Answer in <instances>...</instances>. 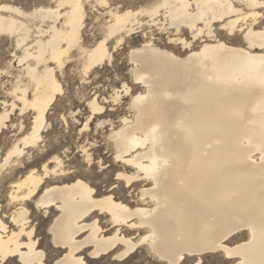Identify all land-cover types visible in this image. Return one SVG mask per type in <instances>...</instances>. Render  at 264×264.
Instances as JSON below:
<instances>
[{"label": "bare ground", "instance_id": "bare-ground-1", "mask_svg": "<svg viewBox=\"0 0 264 264\" xmlns=\"http://www.w3.org/2000/svg\"><path fill=\"white\" fill-rule=\"evenodd\" d=\"M85 1L63 0L71 6L47 27L35 24L38 31H30L26 20L0 13V33L18 34L15 43L23 51L17 64L21 67L19 60H24L25 74L9 90L19 89L23 101L16 110L11 97L4 101L10 115L0 121V131L12 123L17 111L32 113L28 126L17 122L18 132L0 156V215L10 228L8 235L0 234V243L7 249L12 232H32L35 238L27 253L28 264H46L55 255L49 251L50 239L59 235L60 249H68L64 264H75L76 253L83 251L80 245L93 253L89 261L109 257L117 232L122 240L154 233L161 259L171 245L210 246L215 238L231 232L233 243L228 247L236 250L240 245L231 257L232 264H264V21L253 22L250 12L233 9L230 0L219 7L215 5L223 0H201L204 7L196 10L187 6L193 0H166L172 7L159 10L154 17L137 15L139 9L130 8L124 12L132 15L124 17V12H114L113 7L99 14L107 18L102 36L85 45ZM143 16L159 32L168 33V41L160 43L152 32L144 34L140 43L129 45L130 83L123 81L110 98L116 104L121 93L128 96L130 115L119 116V125L114 127L110 119H103L106 111L95 114L96 124L110 122L107 153L113 161L121 156L123 175L128 178L124 186L134 192L135 199L119 193V198L109 201L105 189H97L99 181L45 177L43 166L53 157L67 160L75 156L64 155L72 145L47 141L44 136L53 104L63 91L57 71L73 58L84 75L110 64L113 52L143 26ZM220 16L226 19L221 22ZM244 28L251 31L241 35ZM183 30L189 31L190 39L182 35ZM197 40L200 44L196 46ZM184 43L191 47L186 49ZM102 100L99 107L105 108L108 98ZM4 115L0 110V116ZM85 119L90 121L93 116ZM90 132L91 143L97 147L96 128ZM144 168L155 169L151 180L145 178ZM84 172L90 174L88 169ZM30 192L38 195L24 200ZM40 213L45 214L42 223L49 220L44 231L36 223ZM93 220L101 221L98 228H93ZM113 221L120 222L115 224L117 232L107 228ZM81 224L89 229L90 239H71ZM17 240L22 245L29 243L19 235ZM113 256L118 258L117 253Z\"/></svg>", "mask_w": 264, "mask_h": 264}, {"label": "snow or ice", "instance_id": "snow-or-ice-1", "mask_svg": "<svg viewBox=\"0 0 264 264\" xmlns=\"http://www.w3.org/2000/svg\"><path fill=\"white\" fill-rule=\"evenodd\" d=\"M226 2H229V0H223V2L217 3L215 7L223 6ZM113 5H117V7L113 9L114 12H124V8L131 7L133 9H139L136 13L137 15H151L153 17L159 10H166L172 7L166 0L163 3H161L160 0H97L95 7L107 9L112 8ZM141 5H143V7H141ZM230 5L233 9H243L250 12L253 22L257 19L264 21V0H230ZM70 6L71 4L64 3L63 0H61L60 3H55V0H28L27 7L24 5V0H0V13L5 15L11 13L18 19L26 20L31 24L30 31H38L35 28V24L40 23L43 27H47L49 23L56 21L57 18L61 16V13L65 12ZM187 6H190L193 10L204 7L201 0H193V2L187 3ZM131 15L132 12H124V17ZM117 19L121 18L117 17ZM219 19L222 22L226 17L220 16ZM243 19L247 21L249 17L245 16ZM237 23L240 22L237 21ZM232 26L233 25H228L227 27ZM189 27L194 26L189 24ZM203 31L204 29L201 30V32ZM244 31L250 32L251 30L249 28H244L241 30V35ZM8 35V33H0V40H6ZM11 35L13 41H15L18 34L12 33ZM209 35L212 36L213 33L209 32ZM220 46L223 47V45ZM184 47L187 49L191 47V45L184 43ZM13 48L23 51L19 44L14 43ZM13 48H9L7 53L0 55V109L5 112L4 116H0V121L6 120L8 115H10L7 113L9 105L4 103L5 100L9 97L13 99L14 102L11 107L14 110H16V105L23 101V97L19 94V89L9 92L5 87L6 85L9 87L11 86V80L22 81L25 79L22 67L24 60H19L21 67L18 69L16 67L18 56L17 52L13 51ZM2 52L3 50L0 49V53ZM85 71H87V69H85ZM29 72H31V70H29ZM117 84H119V81H117ZM126 87L127 85H125V88ZM90 88V84L81 87L79 90H73L70 87L67 93H61V98L58 101L61 106H53L55 107V120L53 121L49 135L56 130V121H59L61 130L64 124L72 126L74 130L79 129L80 138L77 144L71 147V150L65 149L64 151V155L69 157H72L73 153H75L74 158L65 160L60 156L53 157L50 163L44 164L43 174L45 177H51L53 175L57 177L66 176L72 181H77V177H80L81 181H101L105 187V198L111 201L113 198H119V193L124 188V181L128 178L123 175L120 155L115 156L114 162L111 155L105 158L106 154L104 153L103 147H93L91 143L93 137L91 136L90 130H88L89 124H93L95 127L99 128L100 125L95 124V114L105 112L106 108L99 107V97L94 99L96 94L90 91ZM80 93H83V95H80ZM27 95L30 96L32 93L28 91ZM105 95H107V93H105ZM115 95L116 93H113V96ZM141 99V97L137 98L138 101ZM77 109H82L79 116L77 115ZM61 113H63V115H61ZM89 115L93 116V119L90 121L85 119V117ZM0 127H3V125L0 124ZM85 136H88L89 139L85 140ZM73 138L75 139V137ZM95 139L100 145L104 144V141H100L99 136L95 137ZM8 155L11 156L12 153L9 152ZM48 155L50 156L51 152H49ZM127 163H131V161ZM52 164H54L55 167H52ZM50 167L51 171H49ZM62 168H68L69 171L62 173L60 171ZM85 169H88L90 174H85ZM142 171L146 174L145 178L149 180H151L155 174V169L153 168H144ZM77 182L79 183L80 181ZM34 195H38V193L33 194L30 192L29 196L24 197V200H31L34 198ZM12 200H16V197L13 196ZM36 207H40V205H36ZM23 211L25 210L21 209V213H23ZM97 211L103 212V208L97 207ZM85 216L91 219V216L87 213H85ZM5 219V217L0 215V234L2 235H8L10 232L9 225L4 223ZM81 219H84V217H81ZM13 223H15V217H13ZM100 223V220H93V228H98ZM117 223L120 222H111V224L107 226L108 230L117 232L115 227ZM122 223L127 225L128 221ZM81 225L82 226L74 231L71 239L75 240L77 236L90 239L89 229L84 227L83 224ZM132 228L135 230L136 225H132ZM52 234H54L53 229L50 230V237H52ZM105 234L107 235L108 232L106 231ZM2 235H0V239H2ZM18 235L20 238L29 241V243L20 244L17 240ZM34 238L32 232H28L27 235H25L23 230H21L19 234L12 232L7 249L0 243V264H28L27 253L32 248L31 241L34 240ZM59 238V235H57L55 239H50L49 251L55 253V255H51V258L47 260L46 264H64L65 258L63 254L67 252L68 249L67 246L62 250L60 249V243L58 242ZM12 241H17L14 248L11 247ZM232 243L233 239L231 238V232H229L215 238L213 244L210 246L195 243L171 245L161 259L160 251L155 243L154 233L144 236L136 235L134 238L130 237L128 240H122L119 232H117L116 236L111 240V250L108 252V256L110 257L108 264H132L134 257L138 253H143L148 257V264H231V257L236 255V250L240 247V245H236V250H233L228 247V245ZM125 244L128 245L127 248L124 247ZM134 244L135 247H133ZM149 244H151V247H149ZM79 247L83 248V251H78L76 253L75 264H95L94 260L89 261L87 259V257L92 256L93 253L88 252L83 245ZM113 253H117L118 258L117 256H113ZM139 264H145V261L141 259Z\"/></svg>", "mask_w": 264, "mask_h": 264}, {"label": "rangeland", "instance_id": "rangeland-1", "mask_svg": "<svg viewBox=\"0 0 264 264\" xmlns=\"http://www.w3.org/2000/svg\"><path fill=\"white\" fill-rule=\"evenodd\" d=\"M28 0H24V5L27 7ZM96 1L95 0H88L85 1L84 7L86 10V17H85V25L83 29V41L85 45H91L94 41L99 39L103 34L104 29V23L106 21V17L99 15L100 12H103L105 9H99L95 7ZM12 6V5H11ZM113 7H117V5H113ZM112 7V8H113ZM143 7V5H141ZM130 9H133L131 7H128ZM125 9V8H124ZM103 10V11H102ZM161 18V17H159ZM101 19V20H100ZM162 19V18H161ZM149 21V18L146 16H143V26L136 30L135 33L131 34L130 39H126L127 42L123 43L120 47L116 49L115 52H113V60L110 64H105L100 67H97L95 70H92L87 75H84L81 71V66L78 62L75 61V58H73L70 62L66 63L62 71H57L58 73V79L61 82L62 86V93H67L68 89L71 87L73 90H79L81 87L85 85H91L90 91L94 92L97 97H99V102H103L102 98L107 97L108 101L105 102L104 107L106 108V114L104 115L103 119H110V122L113 123V126L119 125V116L122 114L130 115L128 104L129 103V97L124 96L122 93V97L120 101H118L116 104L111 101L110 94H112L113 90L120 89V86L123 81L130 83V75H129V68L130 64L127 60V49L130 44H138L141 41L145 39L143 36L144 34L150 35L152 32L154 38H158V41L162 44H166L168 41V33L166 32H159L156 26L151 25V21L147 24ZM147 29V30H146ZM184 31V32H183ZM182 35H184L185 38L190 39L191 34H189V31L183 30ZM170 33H172L170 31ZM171 35V34H170ZM15 41H13L12 37L7 36L6 40H0V49L3 50L0 55L7 53L9 48H13V44ZM16 44V43H15ZM199 41L195 43V45H199ZM173 46V44H170ZM176 48H180V45H177ZM13 51L17 52V56L20 54V49L13 48ZM16 67L19 69L18 64L16 62ZM117 81H119V84H117ZM11 85L14 82V80L10 81ZM6 90L9 91L11 86H5ZM107 93V95H105ZM80 95H83V93H80ZM10 98V97H9ZM8 98V99H9ZM61 98V95L58 96L57 100L53 104L56 107L61 106L59 104V99ZM6 101H10L9 100ZM51 113L49 115L48 125L44 128V136L47 141H65L67 144L74 146L76 140L80 137L79 129H73L72 126L68 124H64L63 128L61 130V126L59 121H56V130L54 132H51V135H49V132L51 130L53 121L55 120V107H52ZM2 110V109H0ZM82 112V109H77V115L79 116V113ZM63 114V113H61ZM20 115V116H19ZM23 118H22V117ZM31 116L32 113L28 111L23 112L22 114H19L17 111L14 116H12V123L8 122V125L5 129L0 131V156L4 153L5 149L10 145V143L14 140L15 135L18 132L19 123L22 122L24 126H28L31 122ZM15 117V118H14ZM86 118V117H85ZM19 119V120H18ZM15 121V122H14ZM110 122H106L104 125L100 126L99 128L95 127V125L90 124L89 130H94L96 128V134L95 137L99 136L100 141H104L103 145H100L97 141V145L103 147L104 153L106 154L105 158L110 153H107L106 146H105V138L106 134L108 133L109 129L111 128ZM18 124V125H17ZM96 124V122H95ZM16 126V127H13ZM4 131V132H3ZM14 131V132H13ZM91 136H93V133L91 132ZM75 137V139L73 138ZM13 139V140H12ZM2 153V154H1ZM75 154V153H74ZM101 182V181H99ZM97 189L103 190L105 189L104 184L101 182L97 186ZM132 190H128L126 186L120 191V194L124 196L128 200H134L135 195L134 192H131ZM45 218L44 213H40V216L38 220H36V223L40 226V230L44 231L47 226V222L42 223L41 220ZM50 219V218H49ZM110 257L102 258V259H92L91 261H95V264H108ZM143 259L145 261V264H148V257L145 256L143 253H138L134 259L132 264H139V261ZM232 264V261H231Z\"/></svg>", "mask_w": 264, "mask_h": 264}]
</instances>
